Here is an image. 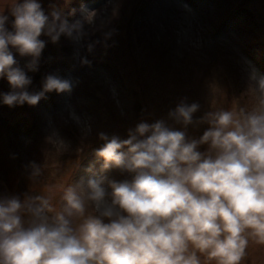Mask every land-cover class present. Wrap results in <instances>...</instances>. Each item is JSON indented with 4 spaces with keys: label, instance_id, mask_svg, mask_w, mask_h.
Masks as SVG:
<instances>
[{
    "label": "clouds",
    "instance_id": "1",
    "mask_svg": "<svg viewBox=\"0 0 264 264\" xmlns=\"http://www.w3.org/2000/svg\"><path fill=\"white\" fill-rule=\"evenodd\" d=\"M8 9L12 31L0 12V76L12 91L3 103L35 106L45 93H71L73 81L54 74L30 93L32 79L10 46L37 71L40 37L78 42L82 24L58 10L45 14L39 0H11ZM249 81L258 99L252 110L218 108L194 121L200 105L181 100L169 118L185 130L161 119L138 123L126 139L100 133L101 174L86 169L90 175L64 188L59 209L52 187L48 195L0 196V264H241L250 241L264 244V76L253 68ZM194 123L209 125L198 139L186 132ZM31 168L33 179L42 174ZM113 168L131 178L108 179Z\"/></svg>",
    "mask_w": 264,
    "mask_h": 264
},
{
    "label": "rangeland",
    "instance_id": "2",
    "mask_svg": "<svg viewBox=\"0 0 264 264\" xmlns=\"http://www.w3.org/2000/svg\"><path fill=\"white\" fill-rule=\"evenodd\" d=\"M39 2L45 14L58 10L69 24L80 22L82 38L61 36L52 43L42 35L37 71L25 67L31 57L10 50L32 79L30 93L42 91L48 74L71 79L74 86L71 93H45L35 106L9 107L2 97L12 89L0 76V196L48 195L46 188L52 187L59 209L64 188L90 175L86 169L101 174L103 161L95 155L104 144L100 133L126 139L138 123L161 119L185 130L169 118L181 100L200 105L194 121L218 108L258 107L248 88L253 68L264 76V0ZM10 3L0 0V12L9 17L6 27L12 31ZM208 127L194 123L186 132L198 139ZM33 163L42 173L35 179ZM103 174L116 181L131 178L115 168ZM241 264H264V244L250 241Z\"/></svg>",
    "mask_w": 264,
    "mask_h": 264
},
{
    "label": "trees",
    "instance_id": "3",
    "mask_svg": "<svg viewBox=\"0 0 264 264\" xmlns=\"http://www.w3.org/2000/svg\"><path fill=\"white\" fill-rule=\"evenodd\" d=\"M43 187L46 186V185H42Z\"/></svg>",
    "mask_w": 264,
    "mask_h": 264
}]
</instances>
